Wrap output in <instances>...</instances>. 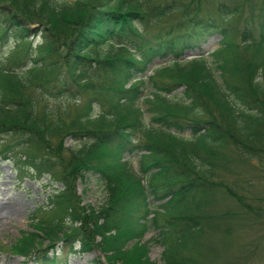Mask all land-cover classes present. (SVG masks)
<instances>
[{
  "label": "trees",
  "instance_id": "trees-1",
  "mask_svg": "<svg viewBox=\"0 0 264 264\" xmlns=\"http://www.w3.org/2000/svg\"><path fill=\"white\" fill-rule=\"evenodd\" d=\"M8 1L0 4V42L28 43L34 34L41 41L28 71L0 66L1 155L21 150L19 172L62 186L32 218L34 231L8 251L37 264H67L72 254L95 249L107 264H157L144 242L157 229L165 264H199L206 227L224 225L228 234L240 209L250 207L225 174L232 157L241 163L264 153V5L224 0L207 13L205 0ZM180 11L187 21L178 35L146 37L148 22ZM215 35L221 45L208 57L181 60ZM157 59L169 60L148 76ZM32 85L44 97L39 103L69 97L83 109L68 122L59 108L39 106ZM66 133L79 143L68 150L69 164L79 162L70 176L84 180L92 172L106 184L101 209L81 206L66 164L63 170L48 154L51 140L62 145ZM126 155L140 156L139 173ZM151 196L165 201L152 218ZM224 203L236 207L219 210Z\"/></svg>",
  "mask_w": 264,
  "mask_h": 264
},
{
  "label": "rangeland",
  "instance_id": "rangeland-1",
  "mask_svg": "<svg viewBox=\"0 0 264 264\" xmlns=\"http://www.w3.org/2000/svg\"><path fill=\"white\" fill-rule=\"evenodd\" d=\"M3 1V2H2ZM0 0V4H7L8 0ZM153 3L164 4L168 0H151ZM224 0H205V5L207 13L214 10L219 2ZM258 5H264V0H257ZM160 4V5H162ZM200 13L199 15H202ZM187 19L184 18L183 12H173L168 13L161 17L159 20L152 19L144 26V33L148 38H154L156 36H161L165 34L178 35L183 31L182 26L186 24ZM220 35H215L212 37L206 45L202 46V50H195L193 52L189 51L186 53V59L190 60L195 56H201L202 54L208 55L216 51L220 47ZM39 41L41 37L34 34L27 41L28 43H21L15 46H23V48L17 50L12 49L8 52L3 61V67H9L11 69H17L20 71L19 66L23 65L25 54L29 53L27 45L32 46L30 55L34 53L35 46H39ZM257 49H251L248 51V55L252 56ZM246 54V52L244 51ZM13 54L14 57L10 58ZM57 59H61L60 55H56ZM18 57V59H17ZM14 58L16 59V64L13 63ZM163 63V62H157ZM153 70L151 71V74ZM34 88V89H33ZM35 85L29 86L28 92L30 95L36 96L39 106L48 104L50 107H55L60 109V113H65V120L72 122L74 118L83 109L84 102L78 101V99H72L69 97H64L61 99H49L48 102H40V99L44 97H39L37 95L40 92L35 89ZM181 93V92H179ZM143 108H146L145 103L141 102ZM100 112L102 111L101 108ZM130 111H122L123 114L129 116ZM150 114L146 112L147 122L149 121ZM70 131H67V133ZM66 133L64 140L61 137L62 145H59L58 139L51 140L49 143L50 150L48 154L53 162L62 163V169L64 170L65 164L67 166L66 174L71 178L69 180L70 184H73L75 192L78 197H80L81 206H91L97 209H101L107 202L108 189L103 180L99 178L98 175L90 172L88 173L84 180H81L77 176L72 178L70 176L71 170H76L79 168V162L76 158L72 159L71 165L69 164V158L71 154L68 152L69 149H75L78 146V142L72 137H69ZM27 139H34V135L26 134ZM37 141H40L37 138ZM15 143L16 141H11ZM4 145V144H1ZM24 150L23 147H20ZM5 147H0V200L5 201V203L12 202L17 206L18 214L11 218L0 215V264H33L26 261L24 258L19 256H14L7 253L8 249L17 243L18 239L21 237L23 232L33 231L30 223V218L37 209L47 205L52 198V194L55 189L62 188L61 185H55L51 183L49 178L38 180V175L27 173L30 177L22 178L21 174L18 173L20 169L18 156L20 151H16L12 155L6 154L10 159L1 155ZM47 155V153H46ZM79 155V154H77ZM124 160H128L133 168L137 171L139 170V160L140 156L130 155L125 157ZM56 164V163H55ZM70 166V170H69ZM16 167L18 172H16ZM230 169L231 173H226ZM228 169L225 174L230 179V181L236 182V187L240 191L244 192L247 197V203L250 205L247 210L243 209L241 213L240 220L234 225V228L228 234H223L224 225L215 229L214 227H206L207 234H202L198 258L199 264H264V153L255 158H245L241 163L238 162V158L232 157ZM155 206L160 203L157 202L154 197L151 198ZM152 203V204H153ZM236 207L234 204L228 205L227 203L222 204L219 210H227L228 208ZM238 210L239 208H234ZM55 213L54 209L52 210ZM160 214L164 212L161 208L158 210ZM165 217H161L164 220ZM160 235V231L156 229H151L145 236L144 242L149 244V258L153 263L165 264L163 261V256L166 252V247L164 243H158L155 241ZM92 245L97 244L100 239H92ZM132 245V242L129 243ZM97 259L101 261L102 264H107L105 259V254L101 250L95 249L85 254H79L72 256L69 259L68 264H97ZM97 262V263H96ZM115 264H121L119 261Z\"/></svg>",
  "mask_w": 264,
  "mask_h": 264
},
{
  "label": "bare ground",
  "instance_id": "bare-ground-1",
  "mask_svg": "<svg viewBox=\"0 0 264 264\" xmlns=\"http://www.w3.org/2000/svg\"><path fill=\"white\" fill-rule=\"evenodd\" d=\"M18 214L17 206L12 202L5 203V201L0 200V215L8 218L14 217Z\"/></svg>",
  "mask_w": 264,
  "mask_h": 264
}]
</instances>
